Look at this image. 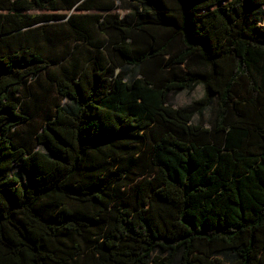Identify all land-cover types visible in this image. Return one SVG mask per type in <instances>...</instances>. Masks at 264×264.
I'll use <instances>...</instances> for the list:
<instances>
[{
  "label": "trees",
  "instance_id": "16d2710c",
  "mask_svg": "<svg viewBox=\"0 0 264 264\" xmlns=\"http://www.w3.org/2000/svg\"><path fill=\"white\" fill-rule=\"evenodd\" d=\"M263 10L0 0V264H264Z\"/></svg>",
  "mask_w": 264,
  "mask_h": 264
},
{
  "label": "rangeland",
  "instance_id": "374dc122",
  "mask_svg": "<svg viewBox=\"0 0 264 264\" xmlns=\"http://www.w3.org/2000/svg\"><path fill=\"white\" fill-rule=\"evenodd\" d=\"M119 10L121 14L132 13L138 10V6L132 2L127 3H119L118 4ZM253 19L257 21L258 31L260 33H264V10L260 13L253 16ZM204 93V89L202 85H198L192 93H187L186 91H182L180 93L174 94L170 97L171 103L175 106H182L187 105L194 101L195 99L200 98ZM208 117V113H206L205 118ZM14 174H16L21 183L27 184L28 183V176L27 173L19 166H15L12 170Z\"/></svg>",
  "mask_w": 264,
  "mask_h": 264
}]
</instances>
